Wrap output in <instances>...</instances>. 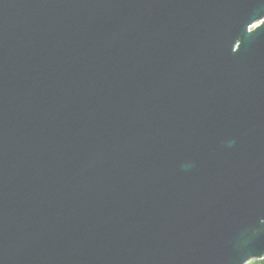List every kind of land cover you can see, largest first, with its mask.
Here are the masks:
<instances>
[{
  "label": "water",
  "instance_id": "95a60500",
  "mask_svg": "<svg viewBox=\"0 0 264 264\" xmlns=\"http://www.w3.org/2000/svg\"><path fill=\"white\" fill-rule=\"evenodd\" d=\"M264 258V0H0V264Z\"/></svg>",
  "mask_w": 264,
  "mask_h": 264
},
{
  "label": "trees",
  "instance_id": "16d2710c",
  "mask_svg": "<svg viewBox=\"0 0 264 264\" xmlns=\"http://www.w3.org/2000/svg\"><path fill=\"white\" fill-rule=\"evenodd\" d=\"M248 264H264V258L262 259V260H257V261H252V262H250V263H248Z\"/></svg>",
  "mask_w": 264,
  "mask_h": 264
}]
</instances>
